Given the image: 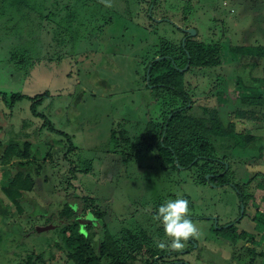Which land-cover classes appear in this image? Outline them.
Returning a JSON list of instances; mask_svg holds the SVG:
<instances>
[{
    "label": "rangeland",
    "instance_id": "obj_1",
    "mask_svg": "<svg viewBox=\"0 0 264 264\" xmlns=\"http://www.w3.org/2000/svg\"><path fill=\"white\" fill-rule=\"evenodd\" d=\"M186 1L191 7L185 8ZM110 2L111 7L100 0H0V152L10 141L22 149L26 136L32 144L25 166L19 158L0 165V187L19 170L35 181L20 200L21 213L5 206L0 190V264H24L32 253L41 256L35 264H73L51 248L61 241L54 219L66 203L81 212L86 196L101 213L96 219L89 214L81 227L93 245L104 223L116 238L128 229H144L159 251L178 252L164 256L165 262L264 264L263 226L252 220L257 209L264 210L259 187L264 181V0ZM149 8L153 20L147 18ZM188 28L195 31L189 39L219 47L220 62L194 50L187 69L162 81L183 91L194 113L216 108L237 132L256 137L246 151L232 142L217 143L218 159L229 167V186H219L222 178L211 175L208 185L196 184L190 172L159 160L156 141L141 138L146 122L167 105L146 88L142 67L153 45L178 44L184 39L181 30ZM236 78L252 105L240 104ZM44 92L49 96L36 110L71 138V152L65 153L61 137L41 127L42 119L30 111L27 97ZM13 94L25 97L12 104ZM236 107L246 112L244 118H235ZM233 184L248 197L243 211ZM177 198L189 201V218L200 234L183 250L170 251L157 246L165 237L153 216ZM236 220L237 230L247 232L245 241L234 245L212 231ZM49 225L54 228L37 231Z\"/></svg>",
    "mask_w": 264,
    "mask_h": 264
},
{
    "label": "trees",
    "instance_id": "obj_2",
    "mask_svg": "<svg viewBox=\"0 0 264 264\" xmlns=\"http://www.w3.org/2000/svg\"><path fill=\"white\" fill-rule=\"evenodd\" d=\"M138 2L143 3V0H138ZM186 2L185 8L191 7L190 2ZM155 3L156 0H150V4L155 5ZM147 18H149L148 15ZM156 47L159 48L158 52H154ZM198 49L206 52L210 60H213V56L216 55L217 59L213 61L215 64H219V47L216 48V46L210 44L202 45L191 39H186L183 45L182 41L178 44L172 41H159L151 47L153 55L142 67L143 79H146L147 69H149V83L146 88L150 89L152 87L154 96L159 99L165 98L167 105L158 118L149 119L146 122L141 138L147 137L152 141H156L155 148L159 160L175 171L186 170L190 172L196 184L208 185L210 182L205 176L211 175V177L222 178L219 186L229 185L231 183L227 178L229 167L227 162L218 159L219 149L217 143L232 142L233 148L246 151L247 144H249L248 146L255 144L256 137L237 132L235 123L221 120L216 108L201 107L200 115L194 113L190 99L186 97L185 93L172 82L162 81L163 76L173 77L174 74L180 73L189 62V53L194 50L199 51ZM156 56H158V59H155ZM235 81L240 94V104L252 105L253 101L249 99L251 94L247 95L244 92L239 78H236ZM2 96L4 95L2 94ZM48 96L49 93L44 92L34 97H27L30 101V111L33 116L42 119L41 127L53 131L61 137L60 141L65 142V147L63 146L65 153L71 152L75 149V146L71 143V138L66 133L57 131L51 122L36 110L37 106ZM24 97L21 94H13L11 103L13 104ZM245 114L246 112L242 109L234 108L235 118H244ZM111 137L115 141L114 131H112ZM121 138L124 141L128 140V137L122 133ZM22 140V149L18 148L15 141H10L4 145L0 152V165H8L14 158L26 160L20 162V166L27 164L31 157L32 144L29 141V136L24 137ZM66 141L68 142L67 148ZM0 148H2V145ZM72 174L74 177L73 172ZM233 187L236 191H239L240 202L245 206L248 197L240 191L239 185L233 184ZM259 187L263 189L261 203L264 205V181L259 184ZM34 188L35 181L33 177L22 170L17 171L11 179L0 187L1 192L8 200V204H5V206L14 208L18 213H21L20 200L23 198L24 193L31 192ZM81 199L83 202L81 212L66 203L61 208L58 219H54L56 228H59L61 241L52 245L51 248H58L68 261L73 264H184L180 260L163 261L164 256L176 255L178 252L159 251L155 247L156 245L153 244V238L144 229L135 231L128 229L121 238H116L103 223L100 229L99 241L96 245H93L90 236L87 233L84 234L80 229V223L78 222L80 215L78 213L83 216L91 213L95 219L101 213L93 198L86 196ZM0 204L3 205L2 199H0ZM3 209L2 212L5 213L6 207ZM252 220L257 224H261L264 231V210L259 211L257 209ZM237 229L236 222L230 225L212 227V231L216 235H220L222 239L230 241L234 245L239 240L245 241L247 238L246 231H238ZM250 240L254 243L253 237ZM246 250L251 257L255 256V251L250 248ZM49 256L51 257V253ZM40 257L32 253L23 262L24 264L42 262L38 260Z\"/></svg>",
    "mask_w": 264,
    "mask_h": 264
},
{
    "label": "clouds",
    "instance_id": "obj_3",
    "mask_svg": "<svg viewBox=\"0 0 264 264\" xmlns=\"http://www.w3.org/2000/svg\"><path fill=\"white\" fill-rule=\"evenodd\" d=\"M105 7H111L110 0H100ZM163 228L165 240L157 246L170 251H181L186 242L199 237V229L189 218V201L183 198L166 201L153 216Z\"/></svg>",
    "mask_w": 264,
    "mask_h": 264
},
{
    "label": "water",
    "instance_id": "obj_4",
    "mask_svg": "<svg viewBox=\"0 0 264 264\" xmlns=\"http://www.w3.org/2000/svg\"><path fill=\"white\" fill-rule=\"evenodd\" d=\"M183 31L187 34V36H192L195 34V31L193 29H183ZM184 41H185V38L182 40V45L184 44ZM158 59V58H156ZM188 67V64L184 67V69H187ZM146 82L147 84L149 83V69H147V73H146ZM208 176L209 175H206L205 178L208 179ZM241 211H243V205L241 204ZM216 220V219H214ZM78 222L80 223V226L83 227L86 223H88L87 221H84V220H81L79 219ZM54 226L53 225H49L47 227H44V228H39L37 231H45V230H48V229H53Z\"/></svg>",
    "mask_w": 264,
    "mask_h": 264
},
{
    "label": "flooded vegetation",
    "instance_id": "obj_5",
    "mask_svg": "<svg viewBox=\"0 0 264 264\" xmlns=\"http://www.w3.org/2000/svg\"><path fill=\"white\" fill-rule=\"evenodd\" d=\"M148 15H149V19H150V20H153L152 18H150V16H151L150 8H149V10H148ZM181 32H182V34H183L185 40H186V39H189V38H188L189 36H187V34H186L183 30H181ZM212 185H213V184H212ZM224 186H225V185H224ZM227 186H229V185H227ZM213 187H216V186L213 185ZM78 214L80 215V216H79V219L84 220V221H87L86 219H87V217L89 216V214H87V215H85V216H83L81 213H78ZM90 214H91V213H90ZM94 219H95V218H94ZM237 220H238V219H237ZM237 220L234 221V222H237ZM87 222H88V221H87ZM86 225H87V224H85V225L83 226L84 229H85ZM80 229H81V226H80Z\"/></svg>",
    "mask_w": 264,
    "mask_h": 264
}]
</instances>
